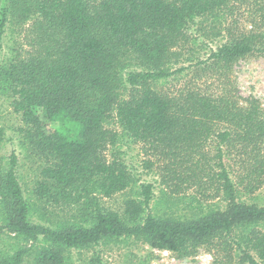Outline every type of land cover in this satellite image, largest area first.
Wrapping results in <instances>:
<instances>
[{
	"label": "trees",
	"instance_id": "1",
	"mask_svg": "<svg viewBox=\"0 0 264 264\" xmlns=\"http://www.w3.org/2000/svg\"><path fill=\"white\" fill-rule=\"evenodd\" d=\"M215 11L226 15L222 44L194 64L165 69L171 51L189 44L187 23ZM25 23V55L0 64V91L12 98L23 143L43 166L36 204L23 195L14 153L0 163V232L32 242L0 254V264H65L68 250L123 236L180 257L236 246L243 262L264 264V232L256 229L264 206L238 200L239 190L250 195L264 185V108L239 96L233 75L240 60L264 58V0H0V50L6 27ZM130 61L140 69L123 78ZM173 75L177 88L158 90ZM113 112L166 193L224 207L200 206L183 218L153 214L151 184L125 200L122 214L102 206L100 198L133 182L118 154L105 156L117 142L106 127ZM48 205L69 218L34 221ZM236 230L259 263L234 240Z\"/></svg>",
	"mask_w": 264,
	"mask_h": 264
},
{
	"label": "rangeland",
	"instance_id": "2",
	"mask_svg": "<svg viewBox=\"0 0 264 264\" xmlns=\"http://www.w3.org/2000/svg\"><path fill=\"white\" fill-rule=\"evenodd\" d=\"M221 11L206 14L202 17L193 19L187 23V31L190 37L188 46L182 51L177 49L171 51L165 69L169 72L177 68L186 67L194 64L198 60L205 59L212 50H215L224 41L223 27L227 24L226 15ZM28 24L22 26L8 25L2 38V49L0 50V64L12 59L23 58L26 52L24 45V30ZM128 68H124L120 73L121 77L126 78L129 71L139 70L134 61L128 63ZM234 79L236 81L237 92L242 99L254 98L260 106L264 108V58L253 56L242 59L234 68ZM158 90H174L177 88V75H173L165 80H160L156 85ZM125 95L124 88L119 89V99ZM12 98L5 91H0V163H5L10 155L14 153L17 157V175L22 187L23 195L26 200L36 202L33 194L35 182L39 178L40 168L43 166L42 160L31 153L29 145L23 143V136L19 129L23 127L21 117L13 111L11 107ZM106 127L117 133V142L114 148L108 147L105 156L110 160L113 152L118 154L120 160L130 171L133 177L132 184L123 192L110 198H100V204L105 208L123 213L124 202L127 199H139L142 185H152V196L148 211L153 214L174 215L188 217L192 213L199 212V208L206 211L208 207H224L222 200L208 204H198L192 200L191 193L180 197L171 196L165 192L160 185L159 172L156 167L146 169L144 161L147 156L142 151L141 144L130 139L120 128L115 117V112L106 122ZM216 143L212 142L211 148ZM226 164L229 161L225 160ZM240 202L264 206V185L253 194L247 195L239 190ZM36 212L33 220L45 226H53V222L62 221L69 218L68 211L58 207L47 206V212ZM49 219V222L47 221ZM1 226V223H0ZM256 229L264 232V223L256 224ZM244 231L236 230L233 238L242 246V250L250 254L257 263L255 254L245 249V243L241 239ZM32 242L23 243L15 234L6 229L0 232V254H11L14 250L22 247H29ZM41 237L36 245L41 246ZM222 251L209 250L202 246L197 251L186 257L177 254L158 250L149 244L137 240L133 236H123L117 240L102 241L88 249H71L66 251L65 264H247L242 260V252L234 247L230 254ZM260 264V263H259Z\"/></svg>",
	"mask_w": 264,
	"mask_h": 264
}]
</instances>
